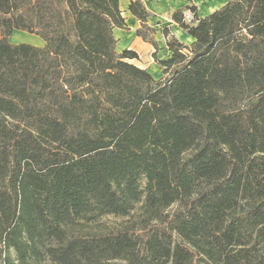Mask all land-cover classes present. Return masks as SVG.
Listing matches in <instances>:
<instances>
[{
    "label": "trees",
    "instance_id": "trees-1",
    "mask_svg": "<svg viewBox=\"0 0 264 264\" xmlns=\"http://www.w3.org/2000/svg\"><path fill=\"white\" fill-rule=\"evenodd\" d=\"M185 10L156 79L121 0H0V264H264V0Z\"/></svg>",
    "mask_w": 264,
    "mask_h": 264
},
{
    "label": "crops",
    "instance_id": "crops-1",
    "mask_svg": "<svg viewBox=\"0 0 264 264\" xmlns=\"http://www.w3.org/2000/svg\"><path fill=\"white\" fill-rule=\"evenodd\" d=\"M132 0H125V5L122 6V0H121V9L123 12V16L126 19V22L128 24V28H114V35L117 39V51L121 52L124 49H131L137 52L138 57L134 59H130L131 63H134L135 65L139 67H143L148 69L152 74L157 73L158 75L161 74L162 68L155 60V55L159 59H164L168 56L165 55L164 52L169 53L168 48L166 46V40L165 38L158 33L157 38V44L158 47L155 48L153 44L150 42L144 40L141 36L137 34V30L141 27L140 21L129 11V4ZM147 9L151 12V16L149 17L148 23L153 24L152 21L155 23L162 22V25L165 26L167 24L168 27L172 30V33L180 39L184 43H190L192 42L191 36L186 34L183 29L175 23L171 19H168L166 15L169 13V11L178 10L185 8L190 3V0H141ZM193 3H195L198 6V16L204 17L213 11L219 9L221 6H223L228 0H191ZM205 7V9H203ZM165 15V17H164ZM153 19V20H151ZM163 19H167L168 22H164ZM173 21V22H172ZM26 31L16 30L14 31L11 36L9 37L10 41L12 43H24L22 41H18L17 39H13L15 35H22L27 34ZM30 34V33H28ZM35 35V34H33ZM1 36V31H0ZM45 44L44 40L42 38L36 39V42L32 45L36 46H43ZM158 48L163 50V57H160L158 54ZM144 57V58H143ZM156 78V74H154ZM162 76L160 75L157 79H161Z\"/></svg>",
    "mask_w": 264,
    "mask_h": 264
},
{
    "label": "rangeland",
    "instance_id": "rangeland-1",
    "mask_svg": "<svg viewBox=\"0 0 264 264\" xmlns=\"http://www.w3.org/2000/svg\"><path fill=\"white\" fill-rule=\"evenodd\" d=\"M217 1V0H216ZM189 4H195V3H193L191 0H190V3ZM188 4V5H189ZM125 5V0H122V6H124ZM196 5V4H195ZM197 6V5H196ZM186 7L187 6H185V8H182V10H185L186 9ZM197 8H198V6H197ZM181 9V8H180ZM203 9H205V7H203ZM173 11H175V10H173ZM172 11V12H173ZM172 12L171 11H169V13L166 15V17H168V19H171V14H172ZM197 13H198V9H197ZM164 17H165V15H164ZM185 17H186V19L187 20H190V19H192L193 18V14H192V12L190 11V10H185ZM148 20H149V18H148ZM151 20H153V19H151ZM172 20V19H171ZM163 21L164 22H168L167 21V19H163ZM153 22V24H149L148 23V25L149 26H151V27H153V28H155L156 29V33H152V31L151 30H145L146 31V33L148 34V38H154L156 41H157V38H160V37H158L157 35H158V33H160L162 36H163V33H162V28L164 27L163 25H162V22L160 21V22H157V23H155L154 21H152ZM173 22V21H172ZM174 25H175V22H174ZM165 26H167V24H165ZM172 29V28H171ZM170 29V31L172 32V30ZM164 37V36H163ZM14 40L15 39H17L18 41H22V42H24V43H29V44H34L35 42H36V39H40V37L39 36H37V35H33V34H22V35H15L14 36V38H13ZM189 44V43H188ZM158 55L160 56V57H163L164 56V54H163V50L162 49H160V48H158ZM165 53V55H169L170 53H167V52H164ZM144 58V57H143ZM130 61V60H129ZM131 62H133V61H131ZM154 74H156V79L161 75L162 76V78H163V72H161V74L160 75H158L157 73H154ZM153 74V75H154ZM155 77V76H154ZM161 78V79H162ZM145 179H143L142 180V185L144 186L145 185ZM176 207L175 206H173V208H172V210H174ZM125 220L126 219H123V218H120V217H115V216H105V217H103L102 218V221H101V224L104 226V228H105V230H113V229H116L117 227H119V226H121L124 222H125ZM109 264H118L117 262H111V263H109Z\"/></svg>",
    "mask_w": 264,
    "mask_h": 264
}]
</instances>
